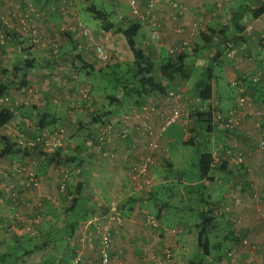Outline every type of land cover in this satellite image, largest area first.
Here are the masks:
<instances>
[{"label": "crops", "instance_id": "obj_1", "mask_svg": "<svg viewBox=\"0 0 264 264\" xmlns=\"http://www.w3.org/2000/svg\"><path fill=\"white\" fill-rule=\"evenodd\" d=\"M96 1L111 7L110 13L108 14L106 12L109 23L107 28L102 24L95 26L94 22L92 23L89 21L90 18H94L89 9L97 6L95 4ZM148 1L149 0H1L0 26L3 25L2 28L4 30L14 31L17 35H15L14 38L11 36L1 47L3 57L6 56L7 59L0 66V92L8 93L11 99V106L15 107L14 112L12 111L14 114L13 118L4 126L0 127V135L3 130H9V132L5 130V136H2V138L14 142V138H16L15 135L21 133V135H18V137L23 136V138L20 139L21 141L25 139L24 136H29V130L27 129L28 125H36L38 129V122L41 120L40 123H42V126H44L43 129H45V127L51 126V123L65 121H70L71 123L75 122L77 118L80 117L79 113L83 112L84 114L92 111V102H90L88 98L85 101L81 100L80 103L78 102V105L80 104L79 106L82 107H80L79 111L75 109L76 115H70V107L72 108L74 106V99H78L77 94L81 87H77L79 80L91 77L96 71L105 73L114 67L121 66V64L127 60L129 62L132 61L131 54L122 35L117 29L123 27V25L133 23H139L140 25L144 24L145 27H147L137 16L132 14L131 7L135 6L139 11H142L147 6ZM243 1L246 3H242L240 0H225V2L221 0H179V4L182 7L190 10L188 14H179L167 5L159 6L158 1H156L153 6V12L162 26L161 41L154 42L149 38L151 43L144 44V48L138 49L149 57L153 63L155 61L150 58L151 55L154 57H161V54H164L161 53V50H163L166 56L163 57H165L166 60L165 58H161L160 64L158 65V67H163V65L167 63L169 57L167 49L173 44L178 45L186 37L183 33H177L176 28L180 25L184 28H189L196 21L203 20V29L199 31L196 37L189 39L188 46L185 47L181 53H183L186 58L210 57L209 59L213 61V63H209L211 65L209 66L212 67V69H210L211 74L214 76L213 85L216 84V86H218L220 81L223 83V79H232L234 77L242 80L243 86L242 88H237L235 91L237 93L236 96L229 93H218L217 89H215V93L213 91L205 93L197 92L195 91L196 87L194 88V94L197 95L198 98L201 97L200 101H198L199 103L196 105L199 106L198 112H211V108L219 104L218 108L221 111L227 113L233 110L236 112L237 116V126L233 132H225L210 123L209 132L206 135H200L202 141L206 140L209 143L208 147L211 156H215L210 171V176L213 180L209 182L213 184L214 189L212 193H207L205 201L207 204H205V207H208L211 214L215 217V223L218 227L217 234L222 238L223 243L231 247L232 244L238 242L235 234L239 233L241 236L247 237L250 244L254 245V251H252L249 246H242L239 248L241 251L235 264H264V230L261 226L260 214L256 211L257 209L263 210L264 208V149L260 150L257 148L258 142L264 138V129L259 130L254 126V121L251 115H249L248 109L244 106L242 107L239 102V97L244 96L255 109L264 106V90L260 85H251L252 83L250 80L251 77L253 78L259 72L264 74V12L257 19L250 21L241 33L237 35L233 33L234 21H237L241 12L247 10L248 7L255 2L264 3V0ZM208 5L212 6L211 13H206L210 8ZM225 7L229 10L227 18L223 19V21H219V23H215L213 19L216 18L217 12ZM62 8L64 9L62 10ZM30 9L35 12V15H32L33 17L31 16V18L36 24L37 32L45 41V45L42 47H32L26 42L23 33L20 31V23L25 19L24 14H27ZM87 14H89L90 18H88ZM203 14L206 15L204 17L205 19L203 17L198 18L203 16ZM208 17H210L211 20L207 22L206 19ZM5 19L9 20V23H7ZM213 23L218 26L211 25ZM85 25H89V27ZM221 28L226 32H220ZM83 30L87 31L88 34L85 35ZM97 44H101L107 52L109 58L106 61L97 56L95 52V45ZM38 49L42 52H38ZM210 51L211 54H209ZM218 51H222L221 54H218ZM11 53H15L18 57L23 58L11 62L9 60ZM67 57H73L71 64H69L70 59ZM211 57L218 58L211 59ZM246 58L251 65L246 62ZM225 59L229 60L235 73L227 71L226 67L222 65L221 62L225 61ZM26 63H29L31 68L24 67ZM81 66H86L87 72L90 74L89 76L85 75L87 74L86 71L82 72L79 70ZM203 67H205V65ZM14 69H17L15 76L12 75ZM16 81H21L24 86H18V90L14 91L13 88L14 86L16 87ZM158 81L165 85V91L182 90L184 94L190 90L188 86H191L188 83V79L182 80L181 78H176L168 82L164 79V76H162ZM180 81H185L187 83L179 84ZM212 82H210L211 87ZM31 90L32 94L37 93V95L30 96ZM79 91L81 92L82 90ZM85 91H87V93L89 92L87 89H85ZM147 98H149V96H147L145 100ZM22 100H24L26 104H22ZM180 104L187 107L186 99L183 98V101L179 103V105ZM17 105H20V107L16 109ZM64 106H66L67 112L64 110ZM96 106L97 105H95L94 108L101 109L99 111L100 113L111 110L104 106ZM169 108V104L163 106L164 111H168ZM37 114L39 115L37 116ZM42 114H45V116L40 118ZM116 118L117 117H111V119ZM153 122L155 128L160 126V120L158 118H155ZM199 122L201 123V121ZM177 124L184 130L182 142L189 141L191 135H188V140L185 139L186 127L188 125L186 120H182L181 118ZM199 127L200 131L206 130V126L203 123H201ZM16 128L17 130H15ZM91 128L93 134L100 133V128L98 126H91ZM192 129L193 128L190 127L189 131ZM74 130L82 132L84 135V132L79 126H75ZM3 139L0 141L2 150L4 148ZM132 141L135 142L136 146H139L140 150L145 146L144 144L141 145L143 140L136 136L133 137ZM162 141H164L167 151L166 153H163V151L160 154L156 153V162L151 168V173H154L156 169L159 168V164L166 156L170 170L181 172L178 169L180 164H177L174 157L170 155V149H168L169 147L167 145L168 140L162 138ZM98 146L100 145L98 144ZM126 146V142L119 141L113 147H109L117 150L126 148ZM86 147L90 152H93L94 155L98 154L95 150L97 146H90L88 144ZM119 151L121 152V150ZM238 153H240L244 159V162L240 165H237L233 161V158L236 157ZM32 156L34 155L32 154L26 157L19 155L23 160L25 159L24 161L30 159ZM0 157L3 161L5 158L8 161L13 160V158H10L11 156L7 155ZM122 159L117 163V169H114L112 178L114 183L120 179V175L122 174L121 168L123 171L126 168L125 161ZM37 163L40 165L39 161ZM37 163L36 165H38ZM36 168L37 166L34 164V169L36 170ZM45 183L47 184L49 182L45 181L43 178L37 189L33 191L20 190V200H22L26 206L21 205L17 207L13 205V202L11 206V200L9 199L7 201L3 197V194L6 192L4 191V193H1L0 191V212H5L10 216L9 219L8 216H5L7 217L6 220L0 217V236H8L5 234L6 231L12 233L13 231H17L18 233V229L16 228L17 223L23 227L22 223L26 219H21L18 214H20L23 209L29 213L30 210L26 208L29 202L37 204L39 200L47 198L45 195L49 187H45ZM124 183L126 184V179ZM124 183L123 187L125 186L127 188H125L127 199H124L120 206L123 208L121 214L123 224L118 229L114 238V252L123 258L124 261L127 260L130 263L145 264L143 261L140 262L139 260L143 252L145 253L150 248L153 249L152 251H156L160 245H165L167 243L173 245L174 243V249H176L175 262L176 264H182L178 254H187L186 247H183V244H179V241H183V238L180 240V235H170L166 237L161 235V229L172 228L169 224L171 217L167 216L165 206L161 204L156 205V213L152 210L153 208L149 206L150 204L148 201L154 198L159 187L153 188L150 199H147L144 194L134 191L130 188V185H124ZM192 184L193 183L185 185ZM198 184L199 182L196 181L195 185L198 186ZM206 184L207 183L204 184L203 188L207 187ZM106 188L112 190L115 186H106ZM95 191L97 190L93 186V183L91 184V182L89 183L86 181V185H84L80 197L82 198V196H84V192L85 195L87 193L88 197L92 196ZM132 200H134L133 203L131 202ZM234 200L240 201V205L233 215L238 217V220L241 221L238 224L231 223L229 221L230 218L228 219L227 215L221 213V207L233 204ZM87 202L90 201H86V205ZM5 203H8L7 208L9 205L11 207L8 209L5 208ZM41 212L44 213L41 214L42 219L44 216L46 221L43 222L44 227L41 229L40 233L42 235L41 237L47 240V238L52 235L48 225L51 224L52 221L57 224L59 221H62V219L60 218V220H58L59 217L54 219V217L46 215L45 210H41ZM147 214H153L158 217L160 228H148L144 224V219H146ZM64 218L70 219V222H77L75 231L70 235H67L65 231L62 232L63 236L61 239L67 240V245L62 246L61 249H59L60 245L57 244V242L54 243L55 245H50L54 250H52V255L49 256L48 262L44 261L40 256L41 260L39 257L38 264H75L77 258L80 259V262L77 264H99L100 256L97 243L93 242V244L88 245L80 242V238L85 232L82 225H85L89 219L82 222L80 220H75V218H69L66 215ZM66 219L64 221H66ZM38 222L41 223V220L38 219ZM61 225L60 228L62 229L63 224ZM18 234H20V231ZM45 249L46 248L41 250V253ZM29 258L28 256H24L23 261L20 263L25 262ZM202 264L209 263L203 261Z\"/></svg>", "mask_w": 264, "mask_h": 264}, {"label": "rangeland", "instance_id": "obj_2", "mask_svg": "<svg viewBox=\"0 0 264 264\" xmlns=\"http://www.w3.org/2000/svg\"><path fill=\"white\" fill-rule=\"evenodd\" d=\"M223 2H225V0H221ZM240 2L242 3H246L243 0H240ZM95 4L97 5L96 7L104 12H107L108 14L110 13V6L106 5V4H101L100 2L96 1ZM158 5L161 6H166L165 4H163L162 2H158ZM202 5V4H201ZM235 6V5H234ZM208 7H210L208 9V11L206 13H211L212 9H211V5H208ZM190 12V10L188 9V13ZM187 13V14H188ZM28 15L32 16L35 15V12L32 11L31 9L29 10V12H27ZM229 14V10L227 7L221 9L220 11L217 12V16L215 19H213V21L215 23H219V21H223V19L227 18V15ZM155 15V14H154ZM88 18L89 14H87ZM206 15L203 14V16H200L198 18H204ZM33 17V16H32ZM205 19V18H204ZM6 20V19H5ZM7 23H9V20H6ZM90 22H94L95 26L100 25V21L94 18H90L89 19ZM211 24L213 26H218L217 24ZM3 26V25H2ZM2 26H0V29L2 28ZM86 27H89V25H85ZM125 26V25H123ZM181 26V25H180ZM21 28V27H20ZM21 31V29H20ZM22 32V31H21ZM20 34V32H19ZM134 41L136 44L137 48H144L143 45L144 44H149L150 39H149V35H148V28L145 27V25L141 24L140 25V29L137 33V35L134 37ZM38 52H42L38 49ZM161 57H154L151 55V59L154 60L155 62V71L153 72V74L151 75L152 81L156 82L159 79H161V77L163 76V67H158V65L160 64V59L161 58H165V52L163 50H161ZM204 54V53H203ZM11 57L9 58V60L11 62H15L16 60H20L23 57H18L17 54L15 53H11L10 55ZM165 56V57H163ZM20 58V59H19ZM68 59H70V63L71 64V60L73 59V57H67ZM7 57H3V54H0V66L6 61ZM187 60H185V64L187 65H194L192 66L193 72L190 76V78L188 79V83L191 86H188L190 88V90L184 94L182 92V90H177L178 92H180L183 95V98L186 99V106L180 104V108L182 109V116L180 117V119L178 120V122L181 120H186V122L188 123L187 127H186V138L188 140V135H191V137H195L196 141H199L200 146L198 147H194L192 145L189 144H184L182 142V137H183V132L184 130L180 127L179 124H173L169 127L166 128V130L163 133V136L160 138V140L157 141L158 147L155 148L154 150H151L152 147L149 145H146L145 140L142 141L141 145H145L142 150H140L139 146H136L135 142H131V144L127 143L126 148H120V149H113L111 147H113L116 143L119 142V140H116L115 138H112L111 140L107 141L105 140L104 144L100 146H98V144H93L92 141L90 140L88 142V144L97 146V148H95V150L98 152V154L94 155L93 152L89 153V157L87 158L86 162L80 167V170L77 169L76 163L73 164H68L65 165V167H61L64 168V170L66 169L68 176H69V181H68V185L66 187V191L65 194L60 195L58 192V182H59V168L58 165H56L55 163H46L45 161H43V158L38 155V151L37 150H41L42 153H47L48 149H43L40 147H38L36 150L37 151L36 154L34 156H32L30 159L24 161L22 157L17 156H13V160H7L5 158V160H1L0 159V191L1 193H4V191L6 193L3 194V197L5 200H11V202L13 201L10 197H9V188L10 186L13 184L15 185V188L17 189V193L18 195H20V189L21 188V180H23V176H19L17 173H14V171H18L19 169L25 168V169H30L32 168L33 171H36V173L38 174V177L40 179V181L44 178L45 181L49 182V183H45V187H49V189L46 190V197L43 200H39L40 204H32L31 202H29V205H27L30 211L29 213H27L25 211V209H23V211H21L20 214H18L21 219H28L31 222V227L36 229L38 231V233L40 234L41 229H43L44 225L43 222L46 221V218L43 219L41 217V214H44L43 212H41V210H45L46 215L52 216V217H59L58 220H60V218L62 219V221H59V223L55 224V222H51V224L48 225L49 230H51V236L48 237L49 239H55V242L57 240V244L60 245V248L62 246H66L67 245V240H62L61 237L63 236L62 233L60 232L61 230V224H63V220H65V214L64 212L66 211L67 214L70 213L69 215H67V217L69 218H76V216H82L85 214V212L87 211V213H90V207L93 206L94 208V212H93V216H100L105 214V212L107 211L108 205L111 201L116 200L119 204V206L122 205V202L124 201V199H127V193L125 192V186L123 187V183L125 182L126 179V184L124 183V185H130L129 181H128V177H127V163H125L126 168L123 169L121 168V172L122 174L120 175V179L117 180L116 183H114L112 181L113 178V174H114V169H117L118 165L117 163H119V160L124 161L125 157L131 152V157L135 156H141L143 154L145 155H149V154H153L154 157V162H156V153L160 154L162 151L163 153H166V146L164 145V141H162V138H165L166 140H168V149H170V155L174 157L175 161L177 164H180L179 166V171L182 172L181 175H173L172 173H170L169 167H168V159L167 156L164 157L162 159V162L159 164V168L156 169V171L154 173H152V176H154L155 181L158 185V187L162 186L163 191H161L159 188L157 194L154 195V198L149 200V206L151 208H153L152 210L156 213L157 212V207L156 205H160L163 204L166 208V214L167 216L171 217V221H170V226H172V229H161V235H163V237L166 236H172V235H180V240L181 238H183V241H179V244H183V247H186L187 249V254H178V256L180 257V262L182 264H193L192 261H194L195 259L197 260L199 258V249H198V242H197V233L198 230L196 228V226L199 223V212H201L202 208L205 207V202L206 201V196L207 193H212L213 192V184L207 182L206 186L204 189L200 188V187H194L197 181V174H198V170H197V156H198V151L197 150H203L204 149V145L202 142V137H200V135H206L208 132L200 131V122L196 119V113L198 112V107L196 106L200 101L201 97L198 98L197 95L194 94V88L196 86L197 83H202L205 80V76L203 74V66L204 65H210L209 63H213V61H211L208 57H187ZM211 61H209V60ZM166 60V58H165ZM247 60V58H246ZM248 62V60L246 61ZM130 63L128 60L123 62L121 64V67H118L117 69H111L108 72H113L112 70L115 71V77H119L121 84L123 82L130 81L133 82L134 84V88H138L139 89V84L138 82L134 81L131 76L133 71L130 69ZM218 63V62H217ZM223 66L226 67L227 71H230L231 73H235V70L233 68V66L231 65V63H229V60L225 59V61L221 62ZM225 63V65H224ZM250 65L251 63L248 62ZM211 66V65H210ZM208 68V73L210 76V82H212V80L214 79V76H212L211 74V70L212 67ZM158 67V68H157ZM115 68V67H114ZM121 73V74H120ZM260 73V72H259ZM258 74V73H257ZM262 75H264L263 73H261ZM117 75V76H116ZM121 75V76H120ZM113 76H108L105 75L103 76L102 74H97V71L94 72V75H92L91 77H88L87 79H83V80H79L78 86L80 87L79 90H82L83 92L85 91V89L89 90V92L87 93L89 96L88 98L90 99V102H92V111L90 112H86L83 114V112L79 113L80 117L77 118V120L75 122H58V123H54L51 126L45 127V129H47V131H49L50 129H55V128H64L67 132V136L65 137V140L63 142V146L59 147L61 150L62 154H69V153H74V152H80V153H84L83 150L81 149V147L83 145H85L83 142L84 139V135L82 132L76 131L74 130L75 126H82L88 123V120H90V118L92 117V115H95L94 113H100L99 111L101 110L100 108L96 109L94 108L95 105H97L96 107H100V106H104L107 107V109H111L113 111L112 114H109L108 112H104L107 113V117H109V119H111V117H120L124 114H126L127 112H129L130 110H132L135 106H134V102L136 100H138V97L136 96V94H130L128 95L125 91V89L122 88V85H118L117 88L112 86V84H115L114 82V77ZM251 76V75H250ZM256 76V75H255ZM252 79V77L250 78V80ZM183 80V79H182ZM223 83L220 81L219 85L216 86L213 85L214 84V80L212 82V87L210 91H213L215 93V89H217L218 93L222 92V93H229L232 95H237V93L235 92L237 90L238 87L243 86V82L242 80L234 77L232 79H223L222 80ZM187 83L185 81H180L179 84H184ZM216 83V82H215ZM235 84V85H234ZM253 85V84H251ZM258 87V86H257ZM235 89V90H234ZM78 90V99H74V106L71 108L69 112L70 115H76L75 113V109H77L78 111L80 110V107L78 105V102L80 103L81 100H87V99H83V92H80ZM15 91V90H14ZM195 91H197V89H195ZM37 95V93H33L32 94V90H31V95ZM107 95H115L117 97V99L122 101V104L117 105L116 103L111 104L109 103L108 99L106 98ZM188 97H187V96ZM245 95V94H243ZM243 97L244 96H240ZM239 97V99H240ZM188 98V99H187ZM30 99V98H29ZM245 99V98H244ZM26 100V99H25ZM24 102V100H22ZM21 101V102H22ZM183 101V100H182ZM78 105V106H77ZM219 104H217L216 107L211 108L213 113H217L219 112L221 115H226L227 113L221 111L218 108ZM241 106L245 107L248 109V113L249 115H251L253 121H254V126L257 129H264V126H259L258 123V118L256 117L255 113L256 111H264V106L259 107L257 109H255L254 107H252V104L250 102H248L246 99L244 100V102L241 103ZM69 108V106H68ZM64 110L67 112V108L66 106H64ZM233 111V110H230ZM93 112V113H92ZM209 112V111H208ZM92 113V115H91ZM112 115V116H111ZM156 117H153L152 122L150 121L154 131H158V128H155L154 126V119ZM160 120V119H159ZM236 121H237V116H236ZM161 123V121H160ZM210 124V123H209ZM206 126V124H205ZM237 126V124H236ZM235 126V128H236ZM190 127H192L193 129L191 131ZM212 128V127H211ZM234 129L226 131L225 129H222L225 132H233ZM27 129L29 130V136H24L25 139H22L20 141L21 138H23V136H19L21 135V133H18V135L16 134V138H14V143L17 147H20L21 149H26L29 150L30 152H33V149H31L27 143L28 141H31L37 133L41 132V130L37 129L36 125H31V126H27ZM49 129V130H48ZM9 132L8 129H5ZM5 130H3V132H1L0 135V141H1V137L5 136ZM17 130V128L15 129ZM83 131V130H82ZM200 131V132H199ZM13 133V132H12ZM157 133V132H156ZM201 133V134H199ZM102 131H100V133L98 134H92L93 140L94 141H101V139L104 138V136H102ZM98 141V142H99ZM122 142V141H121ZM131 145L135 148V149H131ZM111 146V147H109ZM93 147V146H92ZM103 147V148H102ZM52 148V146L50 147V149ZM58 149V148H54L53 152ZM52 150V149H51ZM121 150V152L119 151ZM139 150V151H138ZM2 149L0 147V153H1ZM111 151V152H109ZM139 154H138V153ZM35 153V152H34ZM104 154L110 153L112 154L113 158H109L106 156H103ZM85 155V154H84ZM240 155L241 156V162L240 163H236L234 161V163H236L237 165H240L244 162V159L242 157V155L240 153L237 154V156ZM1 156V155H0ZM125 156V157H124ZM214 156V155H213ZM236 156V157H237ZM215 157V156H214ZM234 157V158H236ZM1 158V157H0ZM233 158V160H235ZM41 160V161H40ZM40 162L39 163L37 162ZM36 163L38 165H36ZM34 164L35 166H37L36 170L34 169ZM41 166V167H40ZM14 169V170H13ZM24 169V170H25ZM81 172L83 174L82 177V181L83 184L86 185V181H88L89 183L91 182V184L93 183V186L95 187V189L97 191L93 192L92 196H87V193L85 195L84 192V196L79 197L78 199V203L73 206V198L75 197V186H76V181H78L79 179H81L79 177V173ZM126 174V175H125ZM93 179V180H92ZM193 183L192 185H185V184H190ZM69 186V187H68ZM106 186H115L114 189H108L106 188ZM209 186V187H208ZM39 187V186H38ZM37 187V188H38ZM193 187V189H191ZM35 188V189H37ZM131 188V187H130ZM127 189V188H126ZM34 190V189H33ZM30 190V191H33ZM53 199H57L58 200V204H54L52 202ZM86 201H90L87 202L86 205ZM235 201V200H234ZM239 201V200H238ZM240 203V201H239ZM8 203H5V208H7ZM21 205L26 206L22 200H18V206L20 207ZM12 206V204H11ZM9 205V207H11ZM227 205H224L223 207H221V213L225 214L228 216V219L231 223H233L231 221L232 219H235V216L231 215V213H226L224 211V207ZM8 207V208H9ZM123 207V206H122ZM7 208V209H8ZM121 208V207H120ZM264 209V208H263ZM123 210V208H121V211ZM261 210V209H260ZM73 214H72V212ZM262 211V210H261ZM123 212V211H122ZM259 213V212H258ZM76 215V216H75ZM10 218L9 215H7V213L5 212H0V217L5 218V220ZM14 216V214H13ZM19 217V218H20ZM91 217V218H92ZM261 217V216H260ZM41 218V219H40ZM91 218L89 219V221H91ZM25 219V220H26ZM38 219L41 220V223L38 222ZM55 219V218H54ZM57 219V218H56ZM51 220V219H50ZM56 220V221H58ZM19 221V219H18ZM21 222V220H20ZM66 222H70V219H66ZM237 222H241L240 220H238L237 217ZM22 223V222H21ZM123 224V221L121 223V226ZM144 224H145V219H144ZM158 226L156 228L159 227V222H157ZM234 224V223H233ZM238 224V223H236ZM146 225V224H145ZM41 226V228H40ZM83 226V230H85V233H89L91 232L89 230V228H86V225H82ZM120 226V227H121ZM148 228L151 226L146 225ZM55 227L56 230L53 228ZM114 230L118 231V229L120 228L119 226H117L116 224H113ZM16 228L18 229V233L20 231V234L13 231H4L6 235V237H2L0 236V253H5V252H10V250L12 249V253L15 252L16 254H18V256H20L21 254L18 253V251H16L14 249V240L18 237L21 238H25L26 234H24V226L22 227L20 224L17 223ZM152 228V227H151ZM154 229V228H153ZM181 231V232H180ZM180 232V233H179ZM113 236V253H114V257L116 258V262L115 264H137V263H130L127 260H123V258H121L118 254H116L114 252V238L115 235ZM4 234V233H3ZM217 234V232H216ZM182 235V237H181ZM222 237V236H221ZM247 238V237H245ZM26 239V238H25ZM24 239V245L25 243H28V240ZM30 239V238H29ZM216 240H220V245H221V249L223 250V253H221V257H222V261H220L219 264H235V261L237 259V257L240 254V249L243 245H241L238 242H235L234 244L230 246L226 245L225 243H223L222 238H220V236L215 237V239H213V241L215 242ZM31 242V241H30ZM35 242V244L39 243V241H33ZM55 242H53L50 245H53ZM95 243H97V240L93 241ZM93 242H88V243H84V244H88L91 245L93 244ZM51 243V242H50ZM247 245L249 246V248L254 251L255 247L254 245L250 244L248 238H247ZM34 244V245H35ZM49 245L48 248H46L44 251H37L34 253H31L28 257H30L28 260H24L25 262L20 263L21 261H23V256H20V259H18L14 264H38V259L41 256L43 258L44 261H48L49 256L52 255V247ZM55 245V244H54ZM174 243L173 245L170 244H165V245H160L156 251H152L153 249L150 248L149 250H147L145 253L143 252V254L140 256V262L143 261L145 264H152L151 263V257L154 256L155 258H157L158 260L161 258L162 252L165 248H171L173 251V255H174V259L176 258V249H174ZM249 249V250H250ZM229 252H232L231 256H227V254ZM62 255V253H61ZM40 257V260H41ZM22 258V259H21ZM78 263L80 262V259L77 258L75 260V262ZM120 262V263H119ZM49 264V263H47ZM174 264H176L175 260H174Z\"/></svg>", "mask_w": 264, "mask_h": 264}, {"label": "built area", "instance_id": "obj_3", "mask_svg": "<svg viewBox=\"0 0 264 264\" xmlns=\"http://www.w3.org/2000/svg\"><path fill=\"white\" fill-rule=\"evenodd\" d=\"M1 1V0H0ZM162 2L167 5L171 9L175 10L179 14L188 13V9L182 7L179 4V0H149L147 2V6L139 11L137 7L132 6L131 12L133 15L137 16L142 23H145L148 28L149 38L154 42H160L162 36V26L161 23L156 19V16L153 12L154 3ZM205 1V0H201ZM64 8H62L63 10ZM25 19L20 23V29L24 36L28 37L29 43L32 45H36L38 47H42L45 45V41L41 38L35 26L34 20L30 15L24 14ZM211 20L210 17L206 19L208 22ZM204 27L203 20L196 21L191 27L184 28L179 26L176 28L177 33H183L186 37L178 44L171 45L168 49V55H175L181 53L185 47L189 44V39L196 37ZM83 33L88 34L87 31L83 30ZM2 32L0 31V44L2 43ZM95 52L99 58L106 61L109 56L105 51L104 47L101 44L95 45ZM251 83L254 85H260L264 90V75L261 73L256 74L251 79ZM235 85V84H234ZM83 92V91H81ZM88 99L87 91L83 92V99ZM183 100V95L176 90H169L164 94H159L157 92H152L143 103L134 107L132 110L127 112L126 114L117 117L116 119H109V121L99 127L100 131H102L103 139L101 142L104 144L105 140L109 141L112 138L116 140L128 143L129 140L132 141L133 137L136 136L139 139L145 140V144L152 147L151 150H154L158 147L157 141L163 136L164 131L167 127L176 124L181 117L182 109L179 106ZM244 98L240 97V104L244 102ZM22 104H26L24 101ZM169 104L170 108L168 111L163 110V106ZM0 108H6L10 112L13 111L11 106V101L8 95H0ZM256 117L258 118V125L264 126V111H256ZM153 117L160 119L161 123L158 128V131H154L150 121L152 122ZM210 123H212L215 127L225 129L226 131L232 130L235 128L236 121V112L229 111L226 115H221L219 112L213 113L211 112ZM49 130V129H48ZM157 132V133H156ZM67 136V132L64 128H55L41 130V132L37 133L36 136L28 141L27 145L35 150L39 147L44 149H48L47 153H52L54 148H59L63 146V142L65 137ZM133 142V141H132ZM129 144V143H128ZM131 144V142H130ZM52 146V150L50 147ZM257 148L262 150L264 149V138L261 139ZM131 149H135L131 145ZM131 154V152H130ZM127 155L124 161L127 163V177L130 183L131 188L140 193H148L149 189L156 184L154 176L151 175V168L154 166V157L153 154L149 155H141L138 157H131V155ZM103 156L113 158L112 154L107 153ZM215 157H212L214 160ZM236 163L241 162V156L238 155L234 158ZM59 168V182H58V192L60 195L65 194L67 183L69 181V176L62 166H58ZM1 168V166H0ZM19 169L18 171H14L19 176H23V180H21V188L24 191H30L37 188L40 184L39 177L35 176V171L32 168L30 169ZM14 170V169H13ZM9 197L14 200L13 205L18 206L19 195L17 193V189L15 185H11L9 188ZM52 202L56 205L58 204L57 199H53ZM240 205L238 200H235L233 204L227 205L224 207V211L226 213H231V215L235 214L236 209ZM260 214L261 218V226L264 230V209L261 211L260 209L256 210ZM122 211L116 200H113L109 203L107 211L105 214L100 216H94L91 218V221L86 222V228H89L91 232L85 233L80 238V242L88 243L97 240V247L100 256L99 264H115L116 258L113 253V236L116 233L114 230L113 224L117 226H121L123 221L122 219ZM233 223L237 222V217L235 219L231 218ZM24 232L31 236L37 235V230L31 227V223L28 221H24ZM145 224L151 226L152 228H156L158 226L157 221L154 217L147 215L145 219ZM235 237L239 241V243L243 246H246L247 238L241 236L239 233L235 234ZM232 252H229L227 256H231ZM174 255L171 248H165L162 252L161 258L158 260L154 256L151 257L152 264H174ZM75 262V264H77ZM120 263V262H119Z\"/></svg>", "mask_w": 264, "mask_h": 264}, {"label": "trees", "instance_id": "obj_4", "mask_svg": "<svg viewBox=\"0 0 264 264\" xmlns=\"http://www.w3.org/2000/svg\"><path fill=\"white\" fill-rule=\"evenodd\" d=\"M89 10H90L92 16L95 19L99 20L105 28H107L109 26L108 15L106 12L98 9L97 7H92ZM263 12H264V3L263 2H259V3L255 2L254 4L250 5L247 10H244L241 12V15L237 18V21H234V32L233 33H235V35L241 33L246 28V25L250 21L257 19ZM35 26H36V24H35ZM139 29H140L139 23L126 24L125 26L119 27L117 29L118 32H120V34L122 35V38H123L128 50L131 54L132 61L130 63V69L133 71L131 78L134 81L138 82L139 89L138 88L135 89L133 82H130L127 80L121 84L119 77L113 76V75H115L114 70H112L113 72H108L109 71L108 70L105 73H102L101 71H99V72L97 71V74H102L103 76H105V75L113 76L115 84H112V86L117 88L118 85H122V88L125 89V91L128 95L133 94V93L136 94V96L138 97V100H136L134 102L135 107L138 106L139 104L143 103L145 101V98L147 96H150V94L153 91L157 92V93H161V94H164L165 92H167V91H165L166 88H165V85H163V83L161 84L160 81H156V82L152 81L151 75L155 71L154 63L149 59V57H147L140 49H138L136 47L134 37L137 35ZM0 31L2 32V36H3L2 43L0 44V54H1L2 53L1 47L4 44V42H6L11 36L14 38L16 33L14 31H6L3 28H1ZM221 31L223 33L226 32L223 28L220 29V32ZM23 37H25L26 42L28 44H30L28 37L27 36H23ZM30 45L32 47H38L36 45H32V44H30ZM221 52L222 51H218V54H221ZM209 54H211V51L209 52ZM208 58H210V57H208ZM214 58H218V57H211V59H214ZM185 59H186V57L183 55V53L170 55L168 57L167 63L165 65H163L164 69H163L162 74L164 76V79L167 80L168 82H170L176 78H181L183 80L189 79L192 72H193V69H194L192 66H194V65H186L184 62ZM24 67L31 68V65H29V63H26ZM119 67H121V66H119ZM208 67H209V65H205V67H203V74L205 76V80L202 83L196 84L195 87L197 89V92L199 91V92L205 93V92H210V90H211ZM112 69L118 70V67H115ZM79 70H81L82 72H84V71L87 72L86 66H81ZM16 72H17V69H14L12 71V75L15 76ZM88 73L89 72H87V74H85V75L89 76L90 74H88ZM16 83H17V84H15L16 87L14 86L13 90H18V88H19L18 86H20V87L24 86V84L21 83V81H19V82L16 81ZM0 95H8L10 98V95L6 92L5 93L0 92ZM106 98L108 99L109 103H111V104H114V103H116L117 105L122 104V101L117 99V97L115 95H107ZM10 101H11V99H10ZM17 107H20V105H17L16 109H17ZM12 108H13V112H14L15 107H12ZM112 112L113 111L110 110L108 113L112 114ZM94 114L95 115H92V117L90 118V120L87 124L79 127L84 132V139H83L84 142L83 143L85 145H83L81 147V149L83 150L84 153L74 152V153H69V154H62L60 151L61 150L60 148L56 149L52 153H42L41 150L40 151L37 150L38 151L37 152V151H34L35 148L33 149V152H30L29 150H26L23 148L21 149L20 147H17L14 143L9 141L8 139H7L8 140L7 141L1 137V139H3V141H4L3 142L4 148L1 151L0 155L1 156H4V155L11 156L10 158H13L14 155L15 156L21 155L22 157H26V156H31L32 154L35 155L37 152L38 155H40L43 158V161H45L46 163L50 164L52 162L58 166H63V167H65V165H68V164L76 163L77 169L80 170V167L86 162L87 158L89 157L90 151L86 147V145H88V142L91 140L93 144L103 145V143L101 141L98 140L99 141L98 142V141L93 140V137H92L93 133H92L91 126L101 127L109 121V117H107V115H108L107 113H103V112L94 113ZM38 115L39 114H37V116ZM13 116H14V114L12 112H10L9 110H7L6 108H0V127L4 126L6 123H8L13 118ZM43 116H45V114L40 115V118H42ZM210 116H211V112H205V113L197 112L196 113L197 120L201 121V123H203V124H206L205 132H209ZM40 122H41V120L38 122V129H43L44 126H42V123H40ZM51 124L53 125L54 123H51ZM130 142H131V140L128 141V143H130ZM202 143L204 145V149L203 150H197L198 156H197V162H196L197 170H198L197 182H199V184H198V186H196V185L194 186V187H200V188H203L205 183L211 182L213 180V178L210 176V171H211V167L213 164V160H212L211 152L209 151V147H208L209 143L206 140ZM184 144H189V145H192L194 147L199 148L201 143H199V141H196L195 137H191V139L189 141H185ZM168 171H170V173H172L175 176L182 174L181 172L170 170V168ZM150 172H151V170H150ZM78 173H79L78 175L81 179L76 181L75 197L73 198V201H72L73 206H75L78 203V199H79V197L82 193V189L84 187V184L82 181L83 174L80 171ZM151 175H152V173H151ZM35 176L38 177V174L36 173V171H35ZM67 185H68V183H67ZM155 187H158L157 183L149 189L148 193L144 194L145 198L150 199L152 189ZM163 188L164 187H162V186L159 187V189L161 191H163ZM191 189H193V187ZM138 193H140V192H138ZM140 194H143V193H140ZM155 194H157V193H155ZM12 202L14 203V200ZM12 202H11V204H12ZM131 202L133 203L134 200H132ZM203 202H205V201L203 200ZM39 204H40V201H38V205ZM205 204H207V203H205ZM161 205H163V204H161ZM89 211H90V213L89 212L87 213V211H86L85 214L82 216H76L75 215L76 216L75 220H80L82 222H85L86 220L90 219L94 215L93 212L95 211L93 206L90 207ZM64 214L66 216L69 215V213L67 214L66 211L64 212ZM147 215L154 217V219L157 222H159L158 217L156 215H153V214H147ZM54 218H56V217H54ZM25 221L30 222L28 219H26ZM22 224H23V226H25V222H23ZM76 227H77V222H66V221H64L63 222V228L60 230V232L62 233L65 231L67 235H70L71 233H73L75 231ZM53 228L56 230L55 227H53ZM158 228H160V226ZM196 228L198 230V233H197V242L198 243L197 244H198L200 256L197 260L195 259L194 261H192L193 264H202L203 261H207L209 264L210 263L211 264H219L220 261H222L221 253H223V250L221 249L220 241H218V240H216L215 242L213 241V239H215V237L217 236L216 232L218 230V227L215 223V217L211 214L210 209H208V207H203L201 212H199V223L196 226ZM168 229H172V228H168ZM24 234H26V233H24ZM41 236H42L41 233L39 234L38 231H37L36 236H31L29 234H26L25 238L28 240V243L27 244L25 243V245H24V239L25 238L23 239L21 237H18L19 239L16 238L14 240V249L16 251H18V253H20L24 257V256H29L31 253L41 251L44 248H47L53 242H55V239L47 238V240H46ZM39 240H40V242L37 244H35V242H33V241H39ZM56 242H57V240H56ZM20 256H18V254H16L15 252L12 253V249L10 250V252L0 253V264H14L18 259H20ZM46 262H48V261H46Z\"/></svg>", "mask_w": 264, "mask_h": 264}]
</instances>
